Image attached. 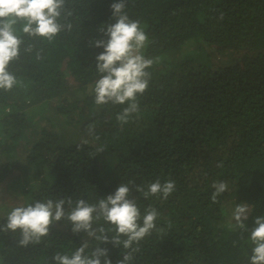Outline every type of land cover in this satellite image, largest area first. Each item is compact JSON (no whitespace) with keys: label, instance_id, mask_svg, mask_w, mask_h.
<instances>
[{"label":"trees","instance_id":"obj_1","mask_svg":"<svg viewBox=\"0 0 264 264\" xmlns=\"http://www.w3.org/2000/svg\"><path fill=\"white\" fill-rule=\"evenodd\" d=\"M115 2L68 0L72 29L52 42L21 33L19 59L10 64L20 83L0 90V185H24V205L70 197L74 207L134 181L131 198L142 215L158 210L163 232L141 240L131 264H249L250 230L264 216V0H126L129 17L146 25L144 51L155 62L139 113L123 126L116 116L127 104L94 102L95 57L103 51L94 42L107 39L100 28L116 22ZM49 102L56 121L25 143ZM157 179L175 181L168 199L135 190ZM218 181L228 190L213 203ZM230 195L251 206L247 231L223 225ZM11 209L4 207L0 225ZM101 224L112 227L103 220L93 226ZM20 238L0 231V264H55V253L70 255L89 239L65 219L39 243L21 246ZM96 245L91 239L86 254ZM99 246L113 264L126 251Z\"/></svg>","mask_w":264,"mask_h":264},{"label":"clouds","instance_id":"obj_2","mask_svg":"<svg viewBox=\"0 0 264 264\" xmlns=\"http://www.w3.org/2000/svg\"><path fill=\"white\" fill-rule=\"evenodd\" d=\"M67 3L68 0H0V90L10 91L20 83L10 71V64L19 59L24 44L21 33L52 42L65 29H72V24L66 22L67 17L72 15L67 9ZM126 7V0H118L111 5L116 22L100 28L107 39L94 42L95 47L103 48L95 57L99 78L94 84V102L97 106L127 104L116 116L121 126L129 123L133 114L139 113L138 97L149 87L151 72L148 69L155 62L144 51L149 44L146 25L131 19ZM24 50L30 52L32 46ZM88 131L92 134L94 126L89 125ZM103 151V146L97 149V152ZM218 166L223 165L221 163ZM133 184L134 181L122 183L114 193L96 203L80 198L75 201L74 207L70 197L56 200L46 198L27 205L19 204L8 212L6 224L0 225V231H19L20 245L27 246L41 242L49 236L54 224L65 219L72 224L73 233L84 232L89 239L70 255L55 253V264H113L109 249L99 246L108 243L114 247L122 246L126 250L116 264H131L133 254L139 251L140 241L151 235L153 230L163 232L156 225L160 215L158 210L150 206L142 215L136 198H131L130 185ZM212 187L215 191L211 200L216 203L217 198L228 190V183L218 181ZM135 190L145 199L157 196L166 200L175 190V181L161 182L157 179L146 188L135 185ZM65 204L69 206L68 210ZM250 213L251 208L247 203L237 204L232 213L236 222L234 227L247 231L245 222ZM101 220L112 227L105 228L102 224L93 226ZM91 239L97 241V245L90 254H86ZM250 242L252 248L249 264H264V216L255 218V227L250 230Z\"/></svg>","mask_w":264,"mask_h":264},{"label":"rangeland","instance_id":"obj_3","mask_svg":"<svg viewBox=\"0 0 264 264\" xmlns=\"http://www.w3.org/2000/svg\"><path fill=\"white\" fill-rule=\"evenodd\" d=\"M190 46V45H188ZM191 47H188V49H190ZM55 112V108L53 106V104L51 102H49L46 107L44 112L42 113V116H44L43 118H39L38 116L40 115L41 111H38L37 116L35 117V123L33 125V127L31 129H29V131L27 132L26 136L22 139V141H24L25 143L28 141H34L36 139V137L38 136L37 134L40 132L41 128V124L42 125H46L48 126L50 124L49 119L51 121H56V117L55 115L57 113ZM39 118V119H38ZM46 118V119H45ZM57 128V127H56ZM60 128H58L59 130ZM66 129H69L68 127H66ZM33 130H36L35 133L33 134ZM75 132V130H69L67 135L72 136V133ZM26 139V141L24 140ZM72 139H75L74 137H72ZM8 182V180H5V183ZM4 183V182H3ZM5 183L2 185H0V201H1V205H0V214L4 213V207L8 210H10L15 206H18L19 204H23L25 199H26V194H24L22 192V189L20 187H23L24 185H20L19 187L16 188H8L5 186ZM4 194H8V196L4 197ZM229 199L224 201V220H223V225L226 227H232V225H234L236 222L232 217V213L235 209V206L237 204H242V202L238 201L237 198L235 196H229ZM244 203V202H243ZM250 206V205H249ZM251 208V206H250Z\"/></svg>","mask_w":264,"mask_h":264}]
</instances>
